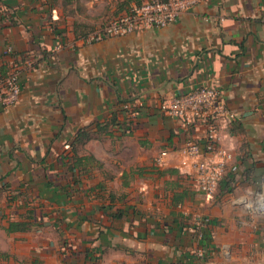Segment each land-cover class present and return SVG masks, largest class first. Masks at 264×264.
<instances>
[{
  "label": "crops",
  "instance_id": "obj_1",
  "mask_svg": "<svg viewBox=\"0 0 264 264\" xmlns=\"http://www.w3.org/2000/svg\"><path fill=\"white\" fill-rule=\"evenodd\" d=\"M138 1L0 0V75L15 63L22 84L0 104V264H264V0L84 42ZM203 86L236 115L218 120L235 158L211 197L181 167L204 122L160 107Z\"/></svg>",
  "mask_w": 264,
  "mask_h": 264
},
{
  "label": "built area",
  "instance_id": "obj_2",
  "mask_svg": "<svg viewBox=\"0 0 264 264\" xmlns=\"http://www.w3.org/2000/svg\"><path fill=\"white\" fill-rule=\"evenodd\" d=\"M204 1L206 0H147L134 5L124 15L88 33L83 40L90 44L99 42L107 36H124L137 29L163 28ZM12 53L14 48L7 46L5 54ZM29 65L31 66L32 63L29 62ZM21 92L20 70L14 63L12 70L0 75V104L6 107L17 104ZM124 107L130 109L132 105L127 103ZM160 107L165 113L177 118L184 127H189L199 120L204 122L206 127L204 143L188 140L184 144L180 149L181 167L194 173L197 189L201 193L207 197L213 196L235 158L231 150L219 144L218 120L232 121L236 117L235 112L223 102L218 89L208 86L174 96L162 102ZM167 155V151L159 154L156 159L158 165L165 164Z\"/></svg>",
  "mask_w": 264,
  "mask_h": 264
},
{
  "label": "trees",
  "instance_id": "obj_3",
  "mask_svg": "<svg viewBox=\"0 0 264 264\" xmlns=\"http://www.w3.org/2000/svg\"><path fill=\"white\" fill-rule=\"evenodd\" d=\"M143 0H139V4L142 3ZM80 135H82L80 143H84L83 141H86L92 137L91 134H89L86 130H82L80 132ZM36 225V223L33 221L32 216L29 215L27 219L25 220H19V221H11L9 227L7 228L8 232L12 231H18V230H29L32 229Z\"/></svg>",
  "mask_w": 264,
  "mask_h": 264
}]
</instances>
